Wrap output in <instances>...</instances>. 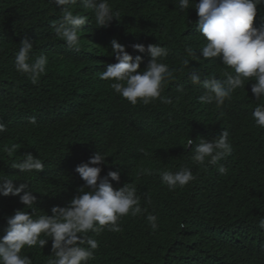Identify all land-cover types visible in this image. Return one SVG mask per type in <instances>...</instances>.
Masks as SVG:
<instances>
[{
    "label": "trees",
    "instance_id": "trees-1",
    "mask_svg": "<svg viewBox=\"0 0 264 264\" xmlns=\"http://www.w3.org/2000/svg\"><path fill=\"white\" fill-rule=\"evenodd\" d=\"M108 2L119 17L107 27H97L91 9L70 6L74 14L88 18L79 42L96 40L99 45L98 76L107 64L117 62L110 55L112 39L133 57L143 55L141 70L150 57L133 51L132 45L159 44L169 49L161 62L175 70V79L165 83L161 93L172 103L157 98L149 104L138 101L132 105L108 87L91 102H76L72 90L60 88L56 81L73 64V49L54 47H67L52 27L62 18L60 10L52 0H0V116L12 117L9 124L18 126L17 131L0 132V173L9 162L7 148L13 145L23 154L30 152L42 162L46 159L41 131L64 143L57 161L66 162L69 173L61 184L41 180L35 189L40 197L34 205V217L51 215L53 206H67L84 185L75 169L95 154L90 156L81 150L104 141V146L95 148L106 156L101 177L119 171L120 182L109 178L110 183L114 188L125 183L135 187L142 213L120 217L118 232L110 231L109 226L98 234L90 231L88 236L99 246L88 264H264V229L259 227L264 219V128L252 117L254 108L264 100H256L251 92L255 81H245V87L236 89L220 107L214 102H200L205 89L190 81L193 68L219 79H226L225 72L235 73L218 58L205 60L199 56L205 38L196 27L195 9L181 12L178 0ZM262 25L264 4L257 7L253 22L256 28ZM25 38L34 45L32 61L41 55L48 60L46 71L35 84L14 67L19 44ZM186 45L197 52V59L187 56ZM185 59L189 60L187 66L183 65ZM45 86L54 95V124L39 122L34 133L33 126L20 125L13 113L24 104L23 96ZM103 95L109 98L105 100ZM191 129L196 135L187 131ZM224 130L232 146L230 155L217 165L207 159L203 164L191 159L199 138L211 140ZM189 137L194 140L193 149L187 146ZM69 146L78 151L73 154ZM221 164L227 169L224 175L218 172ZM182 167L190 168L195 179L170 189L162 182L161 173L177 172ZM140 169L146 171L141 173ZM150 214L157 217L155 230L147 220ZM51 243L49 240L43 249L26 246L22 254L28 255L32 264H47L52 258Z\"/></svg>",
    "mask_w": 264,
    "mask_h": 264
},
{
    "label": "clouds",
    "instance_id": "clouds-1",
    "mask_svg": "<svg viewBox=\"0 0 264 264\" xmlns=\"http://www.w3.org/2000/svg\"><path fill=\"white\" fill-rule=\"evenodd\" d=\"M52 2L60 10L62 17L52 27L67 45L63 47L57 44L54 47L62 51H67L65 48L73 49L70 53L73 64L66 67L63 75L56 81L60 88L72 90L77 96L76 102H91L108 87L132 105H136L138 101L149 104L157 98L163 103H172L171 98L161 95L163 85L175 79V70L161 62L168 56L169 49L159 44H133V51L150 57L147 66L141 70L143 55L133 57L125 46L112 39L110 55L117 62L107 64L106 69L98 76L97 69L101 65L99 45L96 40L79 42V33L88 23V18L74 14L70 6L79 4L85 9H91L97 27H107L114 18L118 20L119 12L113 11L108 0ZM261 4H264V0H178L181 12L191 7L197 13L196 27L205 38L204 46L199 49V56L205 60L218 58L235 73L232 75L225 72L226 79H219L216 76H204L198 68H193L189 73L190 81L205 89L204 94L199 97L200 102H214L220 107L236 89L244 88L245 81L250 80L255 81L251 85V92L256 100H264V25L260 28L253 26L257 7ZM19 46L14 67L16 71L27 74L35 84L46 71L47 57L41 55L32 61L30 54L34 45L27 38ZM185 52L188 57L197 59V52L193 47L186 45ZM188 64L189 60L185 59L183 65ZM178 91L183 89L179 88ZM18 93L19 91L16 92V97ZM101 97L105 100L109 98L106 95ZM21 100L24 104L13 113L17 115L20 125L33 126L36 133L39 122L54 124V95L47 86L34 94L23 96ZM252 117L257 126L264 128V103L254 108ZM11 118L0 116V132L16 130L18 126L9 124ZM187 131L196 135L194 129ZM228 135L227 130H224L211 140L199 138L194 149V140L189 137L187 146L191 145L194 152L191 159L199 164L207 159L209 164L217 165L232 152ZM41 140L46 147L44 152L47 153L43 162L30 152L21 153L15 145L7 148L6 158L9 162L0 173V264H32V259L22 254V249L37 245L43 249L49 240L52 242V258L47 264H88L99 246L95 239L88 236L90 231L98 234L105 226H109L110 231L118 232L121 230L117 224L120 217L130 212L132 215L142 213L136 188L128 183L114 188L109 178L119 183V171H109L106 176L101 177V165L106 163V156L101 153L103 150L96 152L97 146H104V141L98 142L91 148L81 150L83 154L95 155L75 169L84 181V185L77 189L79 194L65 207L53 206L51 215L34 217V205L40 197V192L35 190L39 182L49 180L61 184L70 169L66 162L57 161L58 150L65 144L43 131ZM69 148L73 154L78 151L77 147ZM144 154L148 155L147 152ZM145 171L140 169L141 173ZM218 172L224 175L227 169L221 164ZM161 179L170 189H174L187 185L195 177L190 168L182 167L177 172H162ZM147 220L155 230L157 217L150 214ZM259 227L264 229V219L260 220Z\"/></svg>",
    "mask_w": 264,
    "mask_h": 264
}]
</instances>
